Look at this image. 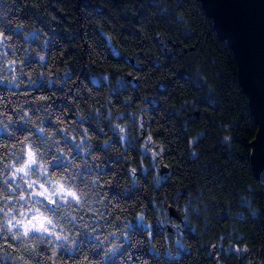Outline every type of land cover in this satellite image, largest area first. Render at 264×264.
<instances>
[{
  "label": "clouds",
  "instance_id": "1",
  "mask_svg": "<svg viewBox=\"0 0 264 264\" xmlns=\"http://www.w3.org/2000/svg\"><path fill=\"white\" fill-rule=\"evenodd\" d=\"M96 8L79 37L53 45L61 21L47 0H0V264H264V243L245 227L264 222L253 184L189 187L167 155L185 156L176 145L186 137V159L203 163L201 141L213 133L206 147L234 152L233 121L209 79L214 61L163 66L180 35L193 44L185 52L200 51L185 10L148 0L151 18L137 15L125 32ZM70 46L77 52L65 55ZM173 77L178 95H158ZM202 109L214 128L197 120Z\"/></svg>",
  "mask_w": 264,
  "mask_h": 264
},
{
  "label": "trees",
  "instance_id": "2",
  "mask_svg": "<svg viewBox=\"0 0 264 264\" xmlns=\"http://www.w3.org/2000/svg\"><path fill=\"white\" fill-rule=\"evenodd\" d=\"M55 4V6H53ZM47 6L51 11L60 18L61 23L57 25L60 31L52 32L51 44L55 45L56 37L60 38L67 43L70 39L75 37L70 36V33H75L76 37L81 35L80 20L89 11H93L94 6H97L96 11L99 8H103V14L108 19L113 20L118 25L123 22V31L127 32L129 28H133V21L136 20V16H142L144 19L151 18L150 11L148 10V0H47ZM178 6L185 10V15L189 17V20L193 26L192 33L186 35H195V44L199 47V53L191 54L184 51L185 46L192 48L193 44L188 40H184V35L178 37V42L173 46L171 53H165L167 60L164 67H169L174 64H188L191 61H200L208 67V61H214L211 71L212 75L209 77L212 86L215 88V96L219 98L220 105L223 106L226 113H229V118L234 124V136H233V153H229L231 159L225 155L226 149L219 144L213 147H206V145H212L216 141V134L213 133L206 140L201 141L202 151L201 159L207 157L203 163L196 160L186 159V137L181 138V142L177 143L176 148H184L186 155L179 156L176 149L172 153L167 155H176L183 167L176 168L174 175L180 176L189 182V187L194 186V183L199 180H207L211 182L213 190L215 186L223 182L220 191L222 193L232 192L235 193L237 185L251 183L253 184L256 194L258 196L257 203L264 210V178L256 173L253 160V144L258 137L260 130V124L256 118L248 94L244 90V85L241 78L240 66L237 60L235 48L231 42V39L226 34H221L216 28V19L210 14V10L206 8L201 0H178ZM84 9L83 11L81 9ZM61 10H64L63 12ZM26 15L31 14L36 16L41 24L51 32L48 25L44 23V18H41L35 8H27ZM43 11V7L41 8ZM114 14H118L117 16ZM154 19V18H152ZM150 27L154 25H149ZM163 27V23L159 25ZM139 36V32H136ZM184 40V43L179 41ZM171 43V41H169ZM87 48V45H85ZM77 52L76 48L69 47V50L65 55ZM79 59H83L82 54L78 56ZM174 58V59H173ZM126 57H122V60ZM159 63V62H158ZM138 70L139 65H136ZM175 71V68H171ZM159 71V69H158ZM82 75L87 76V70L82 72ZM157 73H153V76ZM182 76V73H181ZM128 79H131L129 77ZM175 77L166 78L163 83L165 85V91L161 92L159 83L155 87V91L158 95H169V99L172 96L178 95V92L174 91L172 85L175 83ZM179 88V85L176 86ZM153 91V89H148ZM203 95V94H202ZM138 98V97H137ZM204 102L203 100L201 101ZM66 103V102H65ZM158 107L163 111L165 104L160 101ZM152 111L155 113L156 108ZM175 117L173 109L169 108L165 112L166 119H172ZM212 121L210 127H215V122L210 116L208 111L202 109L200 114H197V120ZM164 123V120L160 121ZM177 123L179 120L177 118ZM157 135H164L163 131L156 133ZM176 135H179L177 133ZM187 172L188 175L184 176ZM235 206V201H233ZM227 216H221L216 221L217 226H222L221 222L227 220ZM262 219H264V211H262ZM245 227L249 228L248 235L252 236L253 243L259 241L264 243V222L258 223L250 221ZM192 239H195L193 236ZM206 245L201 246L200 251L203 252ZM264 257V250L258 253ZM234 258V254H232ZM207 260L212 259V254H209ZM239 264H244L241 260Z\"/></svg>",
  "mask_w": 264,
  "mask_h": 264
},
{
  "label": "water",
  "instance_id": "3",
  "mask_svg": "<svg viewBox=\"0 0 264 264\" xmlns=\"http://www.w3.org/2000/svg\"><path fill=\"white\" fill-rule=\"evenodd\" d=\"M201 1L235 48L244 90L260 124L253 160L256 173L264 178V0Z\"/></svg>",
  "mask_w": 264,
  "mask_h": 264
}]
</instances>
